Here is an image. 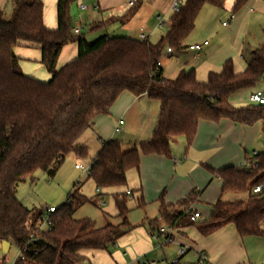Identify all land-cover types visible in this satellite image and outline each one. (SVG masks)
I'll return each instance as SVG.
<instances>
[{
	"label": "trees",
	"instance_id": "1",
	"mask_svg": "<svg viewBox=\"0 0 264 264\" xmlns=\"http://www.w3.org/2000/svg\"><path fill=\"white\" fill-rule=\"evenodd\" d=\"M248 1L238 0L234 13ZM73 2L58 1L55 30L44 24L41 0H13L9 20L0 9V244L7 242L20 252L23 259L15 264H85V253L106 251L133 230L127 221L131 192L114 196L122 223L103 228L87 219H74L81 207L93 203L81 194L79 185L51 216V230H39L44 210L29 209L16 198L19 185L33 180L37 171L55 177L68 155L86 159L89 150L79 140L98 117L110 115L122 94L145 95L158 102V122L151 138L139 147L124 150L117 140L102 143L88 176L99 191L126 186L127 174L139 171L141 156L172 159L171 141L184 138L190 146L200 121L218 124L228 120L248 127L264 122V106L238 108L230 103L237 92L261 85L264 47L251 53L242 73L235 71L230 60L219 73H210L206 82H199L194 72L182 71L173 80L162 76L159 64L166 49L182 52L203 8L222 9L226 0H183L179 13L170 19L168 32L156 44L125 37L88 42L82 33L72 32ZM138 10L139 3L117 20L125 24ZM20 44L41 51L49 81L22 73L15 53ZM71 44L78 45L77 59L58 69L62 50ZM253 162L258 163L255 170H211L223 182L222 194H246L248 201H219L211 219L198 224L203 236L233 225L242 238L264 237V199L251 195L264 182V152L246 160ZM198 196L193 193L177 205H166L161 196V218L171 228L194 225L192 206Z\"/></svg>",
	"mask_w": 264,
	"mask_h": 264
},
{
	"label": "crops",
	"instance_id": "2",
	"mask_svg": "<svg viewBox=\"0 0 264 264\" xmlns=\"http://www.w3.org/2000/svg\"><path fill=\"white\" fill-rule=\"evenodd\" d=\"M41 1L44 5V24L48 29L55 30L57 28V4L59 0ZM127 1L74 0L72 6L74 5V8L83 11H80L82 20L76 21V27L83 30V26L88 25L91 33L104 32L110 24L119 22L117 19L122 18L130 10ZM174 1L140 0L136 15L129 22L121 23L125 26L131 21H135L140 29L139 35L136 37L126 33L129 37L125 36L140 40L141 35H147V40L151 42L155 36L153 35L156 29L155 24L159 22V19L165 21L169 19L168 27H170V19L174 15L172 13ZM237 1L226 0L222 9L212 6L203 8L197 19L195 30L192 32V34L195 31L198 33H195L193 38H190L192 34L189 36L185 42L186 48L182 52L172 54L165 51L164 55L169 59H177V68L173 78H166L165 74L170 71L169 68L164 70L161 62L160 67L164 78L176 79L184 71L187 73L194 72L199 82H206L210 73H219L224 64L230 60L234 64L235 71L237 68L239 69V66H241L240 71L242 72L247 68L248 63L242 54L243 51L252 53L264 47V0H249L237 13H234ZM10 2L13 3V0H0V9L5 11ZM81 7L86 9L82 10ZM74 13L70 9L71 19H75ZM152 23L155 27L150 28L149 25ZM103 24L104 27L92 32L94 27ZM166 33L159 37L158 41ZM103 37L111 36L104 35L99 39ZM85 38L88 41V38ZM206 42L208 45L204 46ZM193 45L202 46V50L199 52L190 51L189 47ZM15 53L20 60V69L24 75L42 82L51 79L49 73L46 75L45 69L39 66L42 65V54L37 47L20 44ZM77 57L78 45L66 46L62 50L57 68L61 69L66 64L76 60ZM262 89H264V84L256 89L239 91L230 98V103L235 107L248 106L249 96ZM237 104L242 106H237ZM159 112L160 104L150 100L147 96L134 97L124 93L113 106L110 115L98 117L94 127L82 136L79 143L81 142L82 146L88 148L86 144L87 133L92 132L100 145L98 154L103 142L116 140L115 137L118 134L115 133V128L122 120L125 129L121 141H117L121 143L123 148L125 144L128 145V148L135 147L151 138L158 122ZM263 129L264 122L248 127L234 124L228 120H223L218 124L200 121L196 137L190 146L186 141H183V138L171 141L177 147L176 150L171 147L172 159L154 155L141 156L140 169L136 171L140 181L139 192L142 196V200L139 201L140 206L156 202L159 204L160 214L161 196H163L166 205H177L193 193L199 194L197 202L192 206L193 213L200 215L194 225L171 228L160 216V220L164 224L161 228L170 230L174 239L173 243L165 244V246L174 244L186 249L187 253L182 260L185 259L186 261L188 257H192L187 264H196L198 253L207 255V264L260 263L255 260L256 256L246 246L247 240L258 237L242 238L233 225H228L205 237L200 233L198 224L207 223L211 219L214 213L213 206L221 201L224 196L222 194L223 182L216 178L211 170L218 171L229 167L239 168L245 165L247 158H253L259 154L260 152L254 147L258 143L259 135H261L259 132ZM242 132L245 135H251V139L243 145H241L240 139ZM262 146L264 147V142ZM251 148L254 151L252 156L248 154V149ZM179 209L180 207H177L176 210ZM161 238L165 239L159 232L150 231L148 233L145 229L134 232L132 230L125 238H121L116 243V247L126 252L130 263L156 262L151 260L156 252L154 239L161 240ZM93 253L95 254V252L85 253V256L92 257L94 256ZM179 259L180 257L177 260ZM123 261L124 264H127L125 259Z\"/></svg>",
	"mask_w": 264,
	"mask_h": 264
},
{
	"label": "rangeland",
	"instance_id": "3",
	"mask_svg": "<svg viewBox=\"0 0 264 264\" xmlns=\"http://www.w3.org/2000/svg\"><path fill=\"white\" fill-rule=\"evenodd\" d=\"M73 6H71V11L75 12V19H72V25L73 28H75L76 21L80 22V20H82V14L80 13L81 10H77V8H74ZM13 8L14 3L10 2V5L4 11L5 19L9 20L11 18ZM166 21L168 22L167 24L169 26V19ZM155 25L156 29L153 34L155 36L151 39V43L157 42L159 37L164 35L169 28L168 26L162 29L158 28L159 22ZM155 25L152 23L149 25V27L153 28ZM83 27L82 34L87 37L88 41L91 43L97 41L99 37L104 35H110L111 37H124L126 33H129L137 37L140 30L139 27H137V23L135 21H131L125 26L121 25L119 22L114 24L112 23L107 27V30L101 33H91L88 25ZM128 29H130V31H128ZM195 33L198 32L195 31L190 36V38H193ZM126 36L129 37L128 35ZM126 36L125 38H127ZM242 54L245 57V61L249 63L252 59L251 53L245 50ZM176 60L177 59L174 58L169 59L166 55H163L161 61L163 68L164 70L169 68L170 71L169 73L165 74L166 78H173L175 76V70L177 68ZM39 66H41L42 69H45L42 65ZM240 70L241 66H239V69H236L237 72L241 73L242 71ZM45 73L48 75L47 71ZM49 80L50 79H48V81ZM262 84H264V80L262 81L261 85ZM237 106L242 105L237 104ZM124 129L125 127L122 128L121 134H118L115 137L116 140L121 141ZM259 133H261V135H259L258 143L255 145L254 149L260 153H263L264 147L262 146V143L264 142V129ZM240 139L241 145H243L246 143V141L248 142L251 139V135H245V133L242 132ZM183 141L186 140L183 138ZM79 144L81 145V142ZM86 144L89 148V156L86 159H80L75 154L68 155L55 177H49L42 171H37L33 180L28 179L19 185L16 192V198L29 209L45 210L46 208L50 207L59 209L66 202L74 187L79 185L81 194H83L93 203H87L81 207L75 213L74 219L78 221L87 219L95 223L97 228H103L109 224L117 226L122 223V218L119 217L114 196L115 194H126L127 192H131L132 195L128 197V208L130 212L127 216V221L132 227L133 232L138 231L139 229H145L148 231V233H150V231L158 233L161 229V226L164 225L160 220L159 204L153 202L145 206H140L139 201L142 196L139 192L140 181L136 171H130L127 174L126 186L109 190H101L98 192L95 183L92 180H89V174L83 170L76 169L77 165L90 167L92 161L97 156L100 145L92 132L87 133ZM127 146L128 145L126 144L124 145V150L129 149ZM137 146L139 147L140 145L137 144ZM171 147H173V150L177 149V147L173 145L172 142ZM253 152V148L248 149V154L250 156L253 155ZM238 169L245 170L246 167L245 165H242ZM221 201L224 203H246L248 201V195L226 193L224 194ZM154 242L156 252L151 260L156 261L159 264H174L175 261L180 257L179 252L182 249L181 247H178L174 244L165 246L167 242L164 238H161V240L154 239ZM246 244L249 251L256 256L255 260H258L257 262H260L259 264H264V237L251 238V240H247ZM0 249L2 250L1 245ZM19 255L20 252L16 248L12 247L6 257H3V254L0 256V264H14L19 258ZM126 255V252L116 247L115 244L111 245L106 251L95 252L94 256L92 257L86 256L87 260L85 261V264H124L123 259L126 260L127 264H133L129 262V259ZM191 259L192 257H188L186 261L184 259V261L182 260L180 264H187V262H189Z\"/></svg>",
	"mask_w": 264,
	"mask_h": 264
},
{
	"label": "built area",
	"instance_id": "4",
	"mask_svg": "<svg viewBox=\"0 0 264 264\" xmlns=\"http://www.w3.org/2000/svg\"><path fill=\"white\" fill-rule=\"evenodd\" d=\"M139 2H140V0H128L127 1V4H128V7L129 8H132L136 4H138ZM182 5H183V0H175L174 3H173V5H172V13L173 14L179 13ZM81 8H82V10H85L86 9L85 7H81ZM167 26H168V24H167V22L164 19H159L158 28H161L162 29V28H165ZM224 26H227V24H224ZM81 31H82V29L80 27H76V28H74L72 30V32L75 35L81 34ZM147 39H148L147 35H141V37H140V41H145ZM207 45H208L207 42L204 43V46H207ZM189 50L190 51L199 52V51L202 50V46H200V45H193V46H190L189 47ZM166 52L168 54L174 53V51H172L171 48L166 49ZM160 65H161V63L159 64V66ZM248 105H251V106H264V89L253 92L249 96V98H248ZM123 125H124V122L122 120L119 121L117 127L115 128V133L116 134L121 133ZM245 167H246L247 170H250V169L255 170L258 167V163L257 162H253L251 164L245 163ZM90 168L91 167H83L81 165H77L76 166V169L83 170L84 172H86L88 174L90 173V170H91ZM98 192H100V191L98 190ZM128 194H130V193L128 192ZM251 195L254 198H256V199H264V182L261 183V184L256 185L252 189ZM55 212H56V208H54V207L46 208L44 210V216H43V218L41 220V224L39 226V230H51V228L53 226V222H52L51 216ZM199 216L200 215L198 213H195L193 215V217H192V221L195 222L199 218ZM159 234L161 236H164L165 237V240H166L167 244L173 243V241H174L173 235H172L171 231L168 230L167 228H161L159 230ZM154 238H157V236H154ZM186 253H187V250L186 249H181L180 252H179L180 257L185 256ZM2 254H3L2 253V250L0 249V256ZM19 259H23V257H22L21 254L19 255V258L17 260H19ZM177 262H178V260L175 261V263H177ZM207 262H208L207 261V255L205 253H198V255H197V263L196 264H207ZM137 264H157V263L156 262L146 261V262H143V263L142 262H137Z\"/></svg>",
	"mask_w": 264,
	"mask_h": 264
},
{
	"label": "water",
	"instance_id": "5",
	"mask_svg": "<svg viewBox=\"0 0 264 264\" xmlns=\"http://www.w3.org/2000/svg\"><path fill=\"white\" fill-rule=\"evenodd\" d=\"M1 246H2L3 256L6 257L10 251L11 245L7 242H3Z\"/></svg>",
	"mask_w": 264,
	"mask_h": 264
}]
</instances>
